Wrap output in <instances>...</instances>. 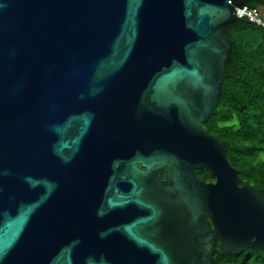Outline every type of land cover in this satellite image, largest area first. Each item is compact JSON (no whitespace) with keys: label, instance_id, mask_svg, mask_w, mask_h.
I'll return each instance as SVG.
<instances>
[{"label":"water","instance_id":"obj_1","mask_svg":"<svg viewBox=\"0 0 264 264\" xmlns=\"http://www.w3.org/2000/svg\"><path fill=\"white\" fill-rule=\"evenodd\" d=\"M249 1L0 0V264L264 248V191L204 125Z\"/></svg>","mask_w":264,"mask_h":264},{"label":"trees","instance_id":"obj_2","mask_svg":"<svg viewBox=\"0 0 264 264\" xmlns=\"http://www.w3.org/2000/svg\"><path fill=\"white\" fill-rule=\"evenodd\" d=\"M248 4L264 10V0ZM228 32L233 53L222 78V96L204 125L225 141L229 161L241 177L264 191V28L242 18ZM198 172L214 179L205 168ZM214 264H264V248L237 255L217 252Z\"/></svg>","mask_w":264,"mask_h":264},{"label":"built area","instance_id":"obj_3","mask_svg":"<svg viewBox=\"0 0 264 264\" xmlns=\"http://www.w3.org/2000/svg\"><path fill=\"white\" fill-rule=\"evenodd\" d=\"M236 15L241 19L246 18L247 20H253L250 22H253L257 25L261 24L262 27L264 26V10L259 7L253 8L249 4H245L242 8H237ZM254 21H256L257 23Z\"/></svg>","mask_w":264,"mask_h":264},{"label":"flooded vegetation","instance_id":"obj_4","mask_svg":"<svg viewBox=\"0 0 264 264\" xmlns=\"http://www.w3.org/2000/svg\"><path fill=\"white\" fill-rule=\"evenodd\" d=\"M214 179H215V178H214ZM214 179H213V180H214ZM210 181H211V180H210ZM217 246L220 247V244L218 243Z\"/></svg>","mask_w":264,"mask_h":264},{"label":"clouds","instance_id":"obj_5","mask_svg":"<svg viewBox=\"0 0 264 264\" xmlns=\"http://www.w3.org/2000/svg\"><path fill=\"white\" fill-rule=\"evenodd\" d=\"M249 21V20H248Z\"/></svg>","mask_w":264,"mask_h":264},{"label":"rangeland","instance_id":"obj_6","mask_svg":"<svg viewBox=\"0 0 264 264\" xmlns=\"http://www.w3.org/2000/svg\"><path fill=\"white\" fill-rule=\"evenodd\" d=\"M248 4V3H247Z\"/></svg>","mask_w":264,"mask_h":264}]
</instances>
